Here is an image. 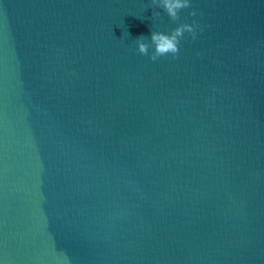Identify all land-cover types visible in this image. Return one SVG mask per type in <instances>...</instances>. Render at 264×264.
Here are the masks:
<instances>
[{"label":"water","instance_id":"water-1","mask_svg":"<svg viewBox=\"0 0 264 264\" xmlns=\"http://www.w3.org/2000/svg\"><path fill=\"white\" fill-rule=\"evenodd\" d=\"M0 261L264 264V0H0Z\"/></svg>","mask_w":264,"mask_h":264},{"label":"clouds","instance_id":"clouds-1","mask_svg":"<svg viewBox=\"0 0 264 264\" xmlns=\"http://www.w3.org/2000/svg\"><path fill=\"white\" fill-rule=\"evenodd\" d=\"M154 2L161 6L172 20H177L182 9L192 7L193 0H154ZM197 14L195 9L189 13L193 17ZM203 30V26L194 20L191 23H181L170 32L153 31L150 40L143 38L136 40L137 50L143 55H150L152 61L167 54L175 56L180 51L181 39L185 33H189L195 39L198 32ZM0 264L3 262L0 261Z\"/></svg>","mask_w":264,"mask_h":264}]
</instances>
